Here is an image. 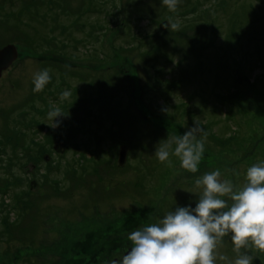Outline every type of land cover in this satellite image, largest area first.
Listing matches in <instances>:
<instances>
[{
    "label": "rangeland",
    "instance_id": "1",
    "mask_svg": "<svg viewBox=\"0 0 264 264\" xmlns=\"http://www.w3.org/2000/svg\"><path fill=\"white\" fill-rule=\"evenodd\" d=\"M33 1L3 0L9 9ZM69 3L73 8L64 2L74 12L58 9L55 0L44 8L47 18L44 12L30 17L25 12L28 25L0 15V48L14 43L19 51L0 78V129L13 127L16 118L24 130L29 119H41L39 111L46 112L44 123L53 124L48 119L52 105L64 113L58 118L71 120L75 105L73 119L86 132L84 150H92L79 163L69 159L56 167L41 162L24 168L8 159V148L0 150V200L5 190L15 189L12 171L14 178L22 176L20 186L41 193L31 195L39 207L27 193L17 196L24 205L13 210L15 197L5 196L10 203L0 213V228L9 221L19 235H6L0 251L14 245L16 255H29L15 258L19 264H106L113 251L123 257L132 231L176 207L195 209L202 194L197 178L219 169L221 180L242 187L247 168L264 162V0H179L175 12L162 0ZM169 18L180 22L178 31L165 26ZM44 68L51 70V81L34 92V75ZM64 90L71 96L61 101ZM88 113L98 114L101 129L88 128L82 120ZM195 119L211 130L198 171L183 169L175 156H170L172 167L160 162L157 145L183 135ZM99 137L105 141L94 146ZM114 142L127 145L123 165ZM72 155L70 150L67 157ZM41 168L61 185L31 190ZM245 251L253 255V264H264V253L240 250ZM238 255L229 234L217 246L216 264H234ZM13 257L3 261L14 263Z\"/></svg>",
    "mask_w": 264,
    "mask_h": 264
},
{
    "label": "clouds",
    "instance_id": "2",
    "mask_svg": "<svg viewBox=\"0 0 264 264\" xmlns=\"http://www.w3.org/2000/svg\"><path fill=\"white\" fill-rule=\"evenodd\" d=\"M162 3L175 12L179 0ZM168 25L170 31L180 28V22L171 18L165 26ZM50 73V69H44L34 75V92H41L51 81ZM70 96L64 90L60 100ZM62 115L59 107L51 106L48 119L53 121V128L58 126L54 121ZM207 136L205 128L195 119L194 126L183 135L161 141L155 157L169 167L173 166L170 156L178 157L183 169L196 173ZM220 177L221 172L216 169L197 178L195 186L202 188V194L195 209L176 207L157 222L132 231L128 236L130 250L122 259L109 264H216L217 246L229 234L234 251L239 253L234 264H253V255L240 250L251 247L264 253V162L247 168L242 187ZM219 259L225 261L227 257L220 255Z\"/></svg>",
    "mask_w": 264,
    "mask_h": 264
},
{
    "label": "trees",
    "instance_id": "3",
    "mask_svg": "<svg viewBox=\"0 0 264 264\" xmlns=\"http://www.w3.org/2000/svg\"><path fill=\"white\" fill-rule=\"evenodd\" d=\"M49 1L52 0H36L33 1L31 4H29V6H23V7H17L9 9L4 5L3 0H0V15L4 16L1 18L2 19H11L12 22H15L17 24H25L28 25L29 22L28 20L25 18L26 14L25 12H28L30 14L29 17L31 16V13H34L36 15H39L40 13L44 12L45 13V18H47L48 14L47 12L44 10V8L46 6H48L47 4H49ZM65 3H67L68 6H70L69 0H55V5L58 6V9H66L69 8L71 11L74 12V10L68 6H66ZM83 13V12H82ZM49 17V16H48ZM34 29V28H33ZM34 32L36 34V30L34 29ZM32 40L35 41V37L31 36ZM35 43V42H32ZM34 45H41V44H34ZM33 49H35L33 47ZM41 49V48H39ZM234 87L231 89L233 90ZM134 94V93H133ZM131 97V96H130ZM132 99H135L133 97H131ZM153 104V102H152ZM78 107L77 106H73L71 108V115H72V119L71 120H65V121H59L58 122V126L53 128L52 126H54L53 124L48 125V124H44L42 121L37 120L35 117L32 120V123L35 125L34 131H33V135L31 137V145L27 146L24 144H21L20 146H18V144L16 146H12V143L10 142L13 136V132L15 129H17V127H11L10 129L7 128L6 132L1 133L0 138V150L4 147L8 148V149H12L15 150V148L19 147L20 150H24L25 152L28 151V149L33 151V154L31 155L30 159H24V160H20L21 158H23V154H18L19 158L18 160H20V162L18 163L20 165L21 168H24L25 166H27L29 163H33L34 164H38L41 162H45L46 164H52L54 163V167H56L57 163H62V162H67L69 159L73 160V161H69V162H74V163H79L86 155L89 151L92 152L91 149L88 150H84L85 146L84 145V137L86 136V132L83 133V130H81L78 126V122H75L73 117L74 116H78L77 115V110ZM141 110V109H140ZM66 111V110H65ZM41 114V116H46V112L45 111H39ZM80 115V114H79ZM98 114H92V113H88V116H84V119H82L83 121L86 122V124L88 125V128L95 126L94 131L96 130V128L98 127L99 129L100 126L99 125V118L97 117ZM81 117V116H80ZM28 122H25V127H24V131L28 130ZM47 129V132L43 133V130ZM208 133L211 131L209 127L206 128ZM19 131L18 136L21 137L23 134V130L21 128L17 129ZM36 132V133H35ZM111 132V131H110ZM35 133V134H34ZM211 135V134H210ZM213 135V134H212ZM223 135H221V137L218 135L219 139L217 141L223 142V140L221 139ZM214 137H217V135L214 134ZM42 138V139H39ZM61 140L65 147L64 149L61 148L60 150H57L54 148V144L56 141ZM105 140L104 139H100L97 138V140L95 141L94 146H100ZM134 141L137 142L138 147H141L142 149L145 147L144 150L147 149V145H145L142 141L134 139ZM218 143V142H217ZM115 144L118 146H122L120 143H115L113 144V147L115 149ZM127 145L130 146V140L127 141ZM126 145V146H127ZM82 146H84V148H82ZM50 150V151H49ZM54 150L55 153L58 154V156H54ZM72 150L73 155L71 157H67V153ZM116 151V150H115ZM117 153H119V148L117 150ZM46 155H49L50 159H46ZM92 155V153L90 154ZM26 158V157H25ZM68 158V159H67ZM10 161H12L14 158L13 156H10L8 158ZM88 161V159H85ZM91 160V159H89ZM43 165V163H42ZM58 167V166H57ZM14 172H10V180L12 181V184L15 185V189H13L12 191H10L8 188V190H5L3 192V198L0 200L2 205H7L10 202H7L5 200V196H14L15 197V204L12 208L15 209L16 207H20L24 205V201H21L18 199L17 196H22V198H24V196L30 192V196L28 201H31L33 205L38 206V202L36 201V199H34V197H32L31 195H39L41 193H31L32 191L27 190V189H23V191H21L20 193H18L17 188H22V186H20V184L22 183L21 181H23V178L21 175H16L14 178ZM83 177H80V180H82ZM36 182H34V184H30V186L33 187H38L40 188L39 191H47L50 190L53 185H57L58 183H62L61 181L58 182L57 180L53 181L52 176H51V171L41 168V170L38 173V179H35ZM78 180V181H80ZM61 185V184H60ZM43 187H47L46 190H43ZM35 188V189H36ZM43 195V194H42ZM39 207V206H38ZM22 211H29V208H24L22 209ZM9 222V221H8ZM15 227V226H13ZM16 228V227H15ZM112 254H115V251H113L112 253L110 252L109 254H107L105 256V260L108 259V256H111Z\"/></svg>",
    "mask_w": 264,
    "mask_h": 264
},
{
    "label": "flooded vegetation",
    "instance_id": "4",
    "mask_svg": "<svg viewBox=\"0 0 264 264\" xmlns=\"http://www.w3.org/2000/svg\"><path fill=\"white\" fill-rule=\"evenodd\" d=\"M82 5V2H81V4L79 5V6H81ZM78 6V7H79ZM90 6H92V4H90ZM12 67V66H11ZM10 68V67H9ZM8 68V69H9ZM45 69V68H44ZM1 78V77H0ZM40 93V92H39ZM38 93V94H39ZM37 95V94H36ZM76 101H77V98H76ZM64 110H66V109H64ZM16 111V110H15ZM67 112V111H66ZM22 116H23V120H24V118L26 117V114L24 115V113H22ZM43 117L44 116H42L41 117V119H40V121H42L43 122ZM36 118V117H35ZM59 119H61V120H59ZM23 120H22V122H23ZM58 120L59 121H65V119H63V117H61V118H58ZM57 120V121H58ZM16 121V122H15ZM15 121H14V124H13V127H17V129H19L20 127H19V125H18V123H19V119H16L15 118ZM18 122V123H17ZM21 122V123H22ZM44 123V122H43ZM44 124H46V123H44ZM48 125H51V124H48ZM28 130L27 131H24L23 130V134H22V136L21 137H19L18 136V134H19V131L17 130V129H15L14 130V132H13V136H12V140L10 141L11 143H12V146H16L17 144H18V146H20L21 144H24V145H27V146H30L31 145V137H32V135H33V131H34V128H35V125L32 123V119H29V122H28ZM3 132H6V128H4V129H0V133H3ZM45 132H47V129H45V130H43V133H45ZM64 147H65V145H64V143L61 141V140H58V141H56L55 143H54V148L55 149H57V150H60L61 148H63L64 149ZM8 151H9V153L13 156V160H17V163H19L20 162V160H24V159H30V157H31V155L33 154V151L30 149H28V151L27 152H25L23 149L22 150H20V148L19 147H17V148H15V150H12V149H8ZM18 154H23V158H21L20 160H18V158H19V155ZM26 157V158H25ZM46 159L48 160V159H50V157H49V155H46ZM34 167H35V164L33 165ZM44 171V170H43ZM29 174V173H28ZM34 182H36V180L35 179H32L31 181H30V184H34ZM36 187H33V186H31V190H34ZM44 188V187H43ZM22 189H24V187H22ZM37 190H39L40 188H36ZM45 190V189H44ZM18 193H20V192H18ZM30 193V192H29ZM12 206H14V204L12 205ZM4 209V205H2V204H0V213H1V211ZM27 213H28V211H24V213L22 214L23 216H26L27 215ZM12 222H14V221H12ZM11 233H13V234H18L19 235V233L17 232V229L15 228V227H13V225L11 224V223H9L8 222V224H4V227H2V228H0V243L1 242H4L5 241V239H3L6 235L8 236L7 238H9L10 236H11ZM6 238V239H7ZM3 239V240H2ZM13 246L14 245H8V246H5L1 251H0V258H1V260H0V264H5V262L3 261V259H8V258H10V255H12V254H14V257H13V259H14V263H11V264H19V261L18 260H15V258H17V257H19V259H20V257H23V258H27V259H30L29 258V255H27L26 256V253H20V255H16L17 254V252L16 251H14V249H13ZM120 259H122V256H116L115 254H112L111 256H108V259L106 260V262H103V263H106V264H109V262L110 261H112V260H120ZM32 262H33V260H31Z\"/></svg>",
    "mask_w": 264,
    "mask_h": 264
},
{
    "label": "water",
    "instance_id": "5",
    "mask_svg": "<svg viewBox=\"0 0 264 264\" xmlns=\"http://www.w3.org/2000/svg\"><path fill=\"white\" fill-rule=\"evenodd\" d=\"M19 51L14 43H8L0 48V77L2 72L10 67L13 62L18 58ZM127 147L122 145L119 151V164L123 165L127 160ZM130 250V249H129Z\"/></svg>",
    "mask_w": 264,
    "mask_h": 264
}]
</instances>
